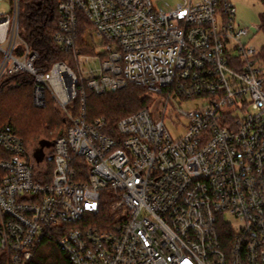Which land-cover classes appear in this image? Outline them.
I'll return each mask as SVG.
<instances>
[{"label":"built area","instance_id":"2783aa9c","mask_svg":"<svg viewBox=\"0 0 264 264\" xmlns=\"http://www.w3.org/2000/svg\"><path fill=\"white\" fill-rule=\"evenodd\" d=\"M1 2L0 83L30 75L34 106L51 96L69 126L41 163L0 133V264H32L47 242L67 264H264V47L231 0H58L53 40L72 62L49 70L21 37L20 0ZM129 86L155 111L114 130L86 119L88 92ZM170 109L188 119L177 139Z\"/></svg>","mask_w":264,"mask_h":264},{"label":"trees","instance_id":"16d2710c","mask_svg":"<svg viewBox=\"0 0 264 264\" xmlns=\"http://www.w3.org/2000/svg\"><path fill=\"white\" fill-rule=\"evenodd\" d=\"M58 0H20L19 27L23 40L39 54L37 65L49 70L55 62H72L69 54L59 49L53 36L57 30ZM89 27L82 23L81 33ZM33 78L27 74L5 77L0 83V133L10 132L20 137L24 146L45 143L49 149L65 135L69 123L55 101L47 95L46 106L33 104ZM7 99L8 101H5ZM151 95L143 88L129 86L118 92L95 96L87 93L86 119L104 118L114 130L124 117L149 107ZM80 99L73 108L77 116ZM50 168L52 165L50 164ZM44 249V250H43ZM50 249L55 252L50 253ZM67 258L55 242H47L32 264H67Z\"/></svg>","mask_w":264,"mask_h":264},{"label":"rangeland","instance_id":"374dc122","mask_svg":"<svg viewBox=\"0 0 264 264\" xmlns=\"http://www.w3.org/2000/svg\"><path fill=\"white\" fill-rule=\"evenodd\" d=\"M235 7H236V22L243 28H250V37L244 39L246 43H248V46H251L255 48L257 51L262 49L264 47V32L263 31H257V27L263 24V13H264V4L260 0H231ZM1 8L6 13H11L13 9L12 0H2L1 2ZM254 35V37H252ZM88 40H91L90 37ZM94 41L96 45L98 46L96 49V53H101L103 51L102 49V41L94 36ZM99 62H91L90 66L89 64H85L83 66V70H89L90 68H98ZM5 101H8L5 99ZM151 111H155L156 106V100L150 101L149 104ZM198 105L188 103V104H179L176 105V108L185 114H189L192 110H194ZM35 107V106H34ZM253 110L251 109L250 112ZM170 109L167 113V115H172V118H167L165 120V125L167 130L170 132L173 139H177L181 137L185 133V127L188 125V119L185 117H180L177 119L175 113ZM29 150L33 152V157L37 161V163H41L45 157L46 152H51L52 149H49V146H47L45 143H34L28 146ZM233 223H236L235 220H233ZM44 250V249H43ZM52 252V253H51ZM50 253L54 254V250L52 251L50 249Z\"/></svg>","mask_w":264,"mask_h":264}]
</instances>
